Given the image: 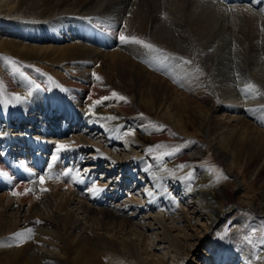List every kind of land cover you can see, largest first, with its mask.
<instances>
[{
    "label": "bare ground",
    "instance_id": "1",
    "mask_svg": "<svg viewBox=\"0 0 264 264\" xmlns=\"http://www.w3.org/2000/svg\"><path fill=\"white\" fill-rule=\"evenodd\" d=\"M202 2L0 0V264H264V0Z\"/></svg>",
    "mask_w": 264,
    "mask_h": 264
},
{
    "label": "rangeland",
    "instance_id": "2",
    "mask_svg": "<svg viewBox=\"0 0 264 264\" xmlns=\"http://www.w3.org/2000/svg\"><path fill=\"white\" fill-rule=\"evenodd\" d=\"M202 3L204 5L202 7V10L203 9L204 10H208V9H210V10H214V9L218 10L217 5H221V6L223 5L224 6L225 9L219 15L220 16L219 17L220 22L216 26L219 27L221 25H223V26L226 25L227 27H229L231 25L234 28L237 27L238 30H242V31H246L247 30V26H246V23H244V21L241 22L239 25H236L235 22L232 19H231L232 21L230 19H228L227 14H224L226 9H230V11L232 9L233 11L236 10L234 12L236 13L237 16L240 15V12L238 11L239 10V6L235 2H231V0H214V2H212V0H205V1L203 0ZM224 15H226V16H224ZM221 16H223V17H221ZM226 19H228V20H226ZM218 27L216 29H218ZM236 34L234 36H231V37L230 36H226L225 37V35H220L219 39L216 40V44L213 46L212 54H213V56H217L218 59L220 58V60H223V61H228V60L229 61L231 60L233 62L237 61L236 63L238 65L241 64L242 66L245 67V66L248 65L247 64L248 58L244 59L242 54H238L237 52L234 51L233 45L234 46L237 45L238 42H240L242 40L240 35L238 33H236ZM232 37H233V39H232ZM263 58L264 57L250 58L251 62L253 61L254 64H255V66L254 65L251 66V71H252L253 74H255V76L257 75V77H259L260 80H264V67L261 64V63L264 62ZM256 65H258V66H256ZM86 77H88V75H86ZM201 157H202L201 158V162H203L204 164L208 165L210 170H212L214 176L215 177H220V175L223 173L224 170H222V168L220 166H218L216 164V162H214L213 156L210 155V154H203ZM105 173L106 172L104 170V167L102 166L98 170V175L99 174L105 175ZM251 174H252V171L251 172H246V181H247V184H248V188L251 187V183H254L253 189L249 188L246 191H247V195L249 194L248 196L253 197V196L258 195L257 192H256L257 189L261 188L260 189L261 191H259V192H264V175L260 176L258 174V175L252 176ZM263 174H264V172H263ZM106 177H112V175L108 174ZM106 177H105V179H107ZM263 195H264V193H263ZM245 213L247 214V212H243V214H245ZM249 217H251L250 219L254 218L251 215H249ZM250 235L253 238H256V240L258 238H263L264 239V236H261L259 234V231L255 230V229L252 231V233H249V236ZM201 248L202 247H198L197 250L200 251ZM195 264H200V262L195 261Z\"/></svg>",
    "mask_w": 264,
    "mask_h": 264
},
{
    "label": "snow or ice",
    "instance_id": "3",
    "mask_svg": "<svg viewBox=\"0 0 264 264\" xmlns=\"http://www.w3.org/2000/svg\"><path fill=\"white\" fill-rule=\"evenodd\" d=\"M120 39L123 41V40L126 39V37L121 36ZM140 43H143V42L140 41ZM149 47H151V46H149ZM117 95H118L117 93H113V96H117ZM118 98H119L120 100H125V99H126V98L123 97V96H119ZM105 99H107V98H105ZM61 147H65V146L62 145ZM225 179H227V177H225ZM41 183H43V180H41ZM37 223H39V221H37Z\"/></svg>",
    "mask_w": 264,
    "mask_h": 264
}]
</instances>
